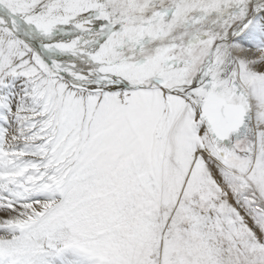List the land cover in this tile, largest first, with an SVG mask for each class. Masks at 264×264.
Listing matches in <instances>:
<instances>
[{
	"label": "snow or ice",
	"instance_id": "snow-or-ice-1",
	"mask_svg": "<svg viewBox=\"0 0 264 264\" xmlns=\"http://www.w3.org/2000/svg\"><path fill=\"white\" fill-rule=\"evenodd\" d=\"M0 264H264V0H0Z\"/></svg>",
	"mask_w": 264,
	"mask_h": 264
}]
</instances>
